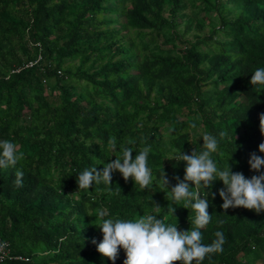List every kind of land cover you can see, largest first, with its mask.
I'll use <instances>...</instances> for the list:
<instances>
[{
    "label": "trees",
    "instance_id": "16d2710c",
    "mask_svg": "<svg viewBox=\"0 0 264 264\" xmlns=\"http://www.w3.org/2000/svg\"><path fill=\"white\" fill-rule=\"evenodd\" d=\"M261 67L264 0H0V141L24 153L16 168H0V264H113L92 243L102 239L94 227L102 209L105 218L153 214L191 230L194 213L183 202L168 215L162 169L174 186L185 163L168 158L199 152L203 133L224 130L212 154L218 168L258 175L248 160L262 155L264 92L249 81ZM148 145L151 189L114 172L110 189L77 190L83 170H102L122 146L134 157ZM221 188L216 180L200 189L212 215L202 243L216 231L225 238L202 264H264V212L222 209ZM124 259L121 249L114 264Z\"/></svg>",
    "mask_w": 264,
    "mask_h": 264
},
{
    "label": "clouds",
    "instance_id": "9594fccd",
    "mask_svg": "<svg viewBox=\"0 0 264 264\" xmlns=\"http://www.w3.org/2000/svg\"><path fill=\"white\" fill-rule=\"evenodd\" d=\"M249 84L257 86L258 92H264V67L254 71ZM191 127L195 128L196 125L192 124ZM259 131L264 136V113L259 115ZM227 135L224 130L218 136L205 132L201 137L203 143L199 152L194 148L190 154L180 151L169 157L168 160L185 163L183 179L174 177L177 181L174 186L169 188V180L162 169L158 183L171 202L168 215L174 217L176 210L171 204L183 202V208H191L194 213L191 230L180 231L176 223L167 224L153 214L135 219L105 218L109 215L107 210H98L94 227L100 230L102 239L99 243L93 239L92 243L96 245V251L101 257L114 264L119 251L123 249V264H202L210 254L222 252L225 238L221 231H216V238L207 245L202 243L201 233V229L210 223L212 215L207 211L208 193L205 192L204 197H201L200 189L210 188L216 180L223 184V188L218 191L223 201L222 209L241 207L257 214L264 212V171L261 170L264 168V141L258 145V152L262 155L251 153L248 160L250 170L258 175L246 178L240 172H232L229 163L222 169L218 168L212 159V154L218 151L220 140ZM127 144L133 145L135 141L129 139ZM108 148L109 151H116L115 139L109 141ZM150 151L151 146H145L133 157L132 147L122 146L114 160L103 164L102 170L92 167L80 172L77 175V190H88L93 184H103L110 189L114 172H119L125 182L131 179L133 186H138L141 191L151 189L155 177L148 166ZM23 160L24 153L18 151L15 143L0 141V168H16ZM22 167L15 172L14 183L18 187L22 186ZM165 189L168 191L165 192ZM155 208L159 212L160 207Z\"/></svg>",
    "mask_w": 264,
    "mask_h": 264
},
{
    "label": "rangeland",
    "instance_id": "374dc122",
    "mask_svg": "<svg viewBox=\"0 0 264 264\" xmlns=\"http://www.w3.org/2000/svg\"><path fill=\"white\" fill-rule=\"evenodd\" d=\"M184 12L187 14L189 11H188V9H185L184 10ZM210 16H212V14H210ZM202 17V16H201ZM112 18H116V19H118V22H120V23H123L124 21V19H122V17H116V15H114V16H112ZM204 23L206 24L207 23V19H205L204 18ZM115 28H118L119 27V25L118 24H115V25H113ZM180 31H182L183 30V25L181 24L180 26H179V28H178ZM193 34V32H189V37L191 36ZM127 36L128 37H131V38H133V39H135V36H136V33L135 32H132V31H128V34H127ZM220 36L219 35H217V37H216V39L217 40H220ZM68 65H70V67H71V69H73L74 68V66L77 64V61L76 60H72V61H69L68 63H67Z\"/></svg>",
    "mask_w": 264,
    "mask_h": 264
},
{
    "label": "built area",
    "instance_id": "2783aa9c",
    "mask_svg": "<svg viewBox=\"0 0 264 264\" xmlns=\"http://www.w3.org/2000/svg\"><path fill=\"white\" fill-rule=\"evenodd\" d=\"M27 67H30L31 66V64H27L26 65ZM0 245H2V247H0V259H2L1 257L4 255H6V251H5V249H4V247H3V244L0 242ZM18 259V258H17Z\"/></svg>",
    "mask_w": 264,
    "mask_h": 264
}]
</instances>
